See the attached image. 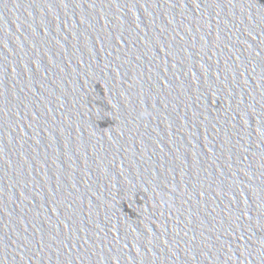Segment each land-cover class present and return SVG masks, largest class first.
I'll return each mask as SVG.
<instances>
[{
	"label": "water",
	"instance_id": "obj_1",
	"mask_svg": "<svg viewBox=\"0 0 264 264\" xmlns=\"http://www.w3.org/2000/svg\"><path fill=\"white\" fill-rule=\"evenodd\" d=\"M0 264H264V0H0Z\"/></svg>",
	"mask_w": 264,
	"mask_h": 264
}]
</instances>
